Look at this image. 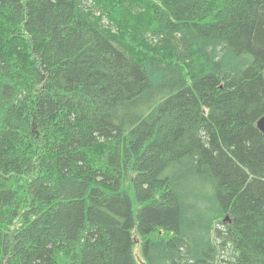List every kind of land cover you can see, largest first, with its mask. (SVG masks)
Wrapping results in <instances>:
<instances>
[{"label":"trees","instance_id":"1","mask_svg":"<svg viewBox=\"0 0 264 264\" xmlns=\"http://www.w3.org/2000/svg\"><path fill=\"white\" fill-rule=\"evenodd\" d=\"M262 116L264 0H0V264H264Z\"/></svg>","mask_w":264,"mask_h":264},{"label":"water","instance_id":"2","mask_svg":"<svg viewBox=\"0 0 264 264\" xmlns=\"http://www.w3.org/2000/svg\"><path fill=\"white\" fill-rule=\"evenodd\" d=\"M257 126L258 128L264 132V116H262L258 121H257Z\"/></svg>","mask_w":264,"mask_h":264},{"label":"rangeland","instance_id":"3","mask_svg":"<svg viewBox=\"0 0 264 264\" xmlns=\"http://www.w3.org/2000/svg\"><path fill=\"white\" fill-rule=\"evenodd\" d=\"M138 259L141 260L142 258L140 256H138Z\"/></svg>","mask_w":264,"mask_h":264}]
</instances>
